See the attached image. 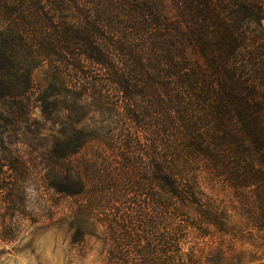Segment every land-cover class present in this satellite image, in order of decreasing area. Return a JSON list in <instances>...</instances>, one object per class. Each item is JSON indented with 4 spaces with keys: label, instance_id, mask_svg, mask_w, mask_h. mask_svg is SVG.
I'll return each mask as SVG.
<instances>
[{
    "label": "trees",
    "instance_id": "1",
    "mask_svg": "<svg viewBox=\"0 0 264 264\" xmlns=\"http://www.w3.org/2000/svg\"><path fill=\"white\" fill-rule=\"evenodd\" d=\"M263 21L264 0H0V129L59 126L41 167L77 200L72 244L264 264ZM93 143L111 155L73 159Z\"/></svg>",
    "mask_w": 264,
    "mask_h": 264
},
{
    "label": "rangeland",
    "instance_id": "2",
    "mask_svg": "<svg viewBox=\"0 0 264 264\" xmlns=\"http://www.w3.org/2000/svg\"><path fill=\"white\" fill-rule=\"evenodd\" d=\"M262 24L264 27V21ZM63 115L60 119L66 118ZM31 117L32 135L25 127L11 132L0 129V264H103L100 242L86 238L72 244L77 200L56 194L44 179L41 154L45 146L51 148L59 126L45 124L38 110ZM94 119L93 124L84 122L81 127L107 129L101 116ZM128 128L126 123L117 127L129 132ZM133 140L137 141L136 136ZM139 143L134 144V158H142L136 157ZM110 146L115 147L116 142ZM105 149L89 144L73 159L79 162L86 156L99 163L97 157L102 161L111 155ZM219 192L227 196L224 190ZM101 231V226L96 228V234Z\"/></svg>",
    "mask_w": 264,
    "mask_h": 264
}]
</instances>
